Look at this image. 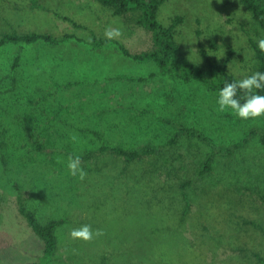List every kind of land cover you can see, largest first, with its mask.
<instances>
[{"label":"rangeland","instance_id":"1","mask_svg":"<svg viewBox=\"0 0 264 264\" xmlns=\"http://www.w3.org/2000/svg\"><path fill=\"white\" fill-rule=\"evenodd\" d=\"M161 1L158 21L194 65L207 68L206 50L239 79L257 72L261 38L240 0ZM136 19L97 0H0V36L56 39L0 48V264H37L44 251L20 192L41 222L65 219L49 264H264V117L218 112L219 91L199 81L149 78L156 62L123 53L154 48ZM107 27L122 35L107 40ZM180 127L208 140L185 134L167 147ZM143 146L166 147L132 161L115 151ZM85 224L104 235L72 240Z\"/></svg>","mask_w":264,"mask_h":264},{"label":"trees","instance_id":"2","mask_svg":"<svg viewBox=\"0 0 264 264\" xmlns=\"http://www.w3.org/2000/svg\"><path fill=\"white\" fill-rule=\"evenodd\" d=\"M98 2L112 8L116 15H126L129 12L136 13V24L149 30L153 35L154 48L151 51L140 54H132L123 47V53L138 61L152 60L157 63L159 67L158 73H152L148 77L152 78L157 75H169L174 79H182L185 81H199L202 85L219 91L226 82H233L240 80L235 75L229 73L224 65H220L216 61H212L206 50H202V56L207 61V68H202L194 65L189 59L185 58L180 52V46L176 40L174 26L165 27L158 21L157 13L162 4L161 0H97ZM240 2L249 10L256 23V30L261 39H264V0H240ZM181 18L175 19V23H179ZM67 37L64 38L67 39ZM39 40L56 42L53 36L43 33H4L0 36V48L7 43H26L34 44ZM258 41H252L253 48L257 57V72H264V52L258 48ZM230 53L232 47H228ZM122 78L124 76H121ZM120 77V78H121ZM148 77L139 78L140 81H145ZM135 80V78H131ZM259 94L264 95V89L257 90ZM238 99L243 103L244 93L238 92ZM253 132L256 130H252ZM254 132V133H255ZM190 135L192 137H199L204 140L202 132L196 129L180 127L174 138L171 139L169 145L174 144L178 137L182 135ZM262 142L264 144V131L262 132ZM166 146H143L134 150H126L121 147H116L115 151L126 157L128 161L137 159L138 157L159 155L165 151ZM213 156L209 155L205 161L201 173H206L211 170ZM19 207L22 216L26 219L30 227L44 242V251L39 258L37 264H49L58 249V239L56 236L57 229L65 223V219H51L46 222H41L34 212L28 207L23 198L22 193L19 195ZM256 258L263 262V258L256 254ZM264 263V262H263Z\"/></svg>","mask_w":264,"mask_h":264},{"label":"clouds","instance_id":"3","mask_svg":"<svg viewBox=\"0 0 264 264\" xmlns=\"http://www.w3.org/2000/svg\"><path fill=\"white\" fill-rule=\"evenodd\" d=\"M122 35L119 28L107 27L104 36L107 40L118 39ZM258 48L264 52V39L258 40ZM193 51H196L193 49ZM220 59V58H217ZM264 89V72H255L243 79L233 82H226L219 90L216 103L218 112H231L241 120L258 119L264 117V95L259 94L257 90ZM238 92L244 93V100L237 98ZM71 140L75 143L79 141L76 134L71 136ZM82 160L80 155H69L67 158V170L73 178L83 181L87 173L82 168ZM102 230L93 231L91 225L85 224L79 228L70 231L69 236L72 240H79L90 243L93 239L103 236Z\"/></svg>","mask_w":264,"mask_h":264}]
</instances>
